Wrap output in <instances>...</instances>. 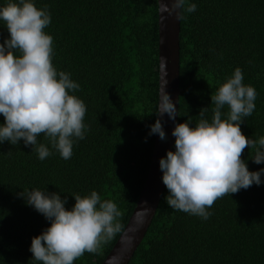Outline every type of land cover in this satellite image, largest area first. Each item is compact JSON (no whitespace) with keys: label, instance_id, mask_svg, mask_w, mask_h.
Instances as JSON below:
<instances>
[{"label":"trees","instance_id":"obj_1","mask_svg":"<svg viewBox=\"0 0 264 264\" xmlns=\"http://www.w3.org/2000/svg\"><path fill=\"white\" fill-rule=\"evenodd\" d=\"M8 2L0 0V7ZM32 2L38 9L46 5L51 14L44 31L53 37L52 63L80 85L69 94L85 103L88 130L83 140L75 141L68 160L44 134L38 143L52 151L44 160L23 140L0 144V264H40L29 251L32 238L51 225L18 195L24 190L59 193L61 199L67 197V210L75 204L74 195L96 191L102 200L117 204L125 229L147 179L156 136L149 133L159 104L158 0ZM188 3L197 10L181 19L178 124L191 118L190 127H195L205 107V118L211 120V95L239 67L243 83L258 94L241 131L259 139L264 136V0ZM9 36L0 20V44ZM253 155L254 150L245 148L241 157L248 170L264 169ZM261 181L215 201L207 220L169 207L165 188L129 264H264V175ZM121 234L101 254L85 252L74 264H102Z\"/></svg>","mask_w":264,"mask_h":264},{"label":"clouds","instance_id":"obj_2","mask_svg":"<svg viewBox=\"0 0 264 264\" xmlns=\"http://www.w3.org/2000/svg\"><path fill=\"white\" fill-rule=\"evenodd\" d=\"M159 10L162 18L163 14H175L180 20L185 13L195 12L197 5L170 0L169 6L160 0ZM0 20L10 34L0 44V114L4 117L0 144L7 141L17 145L23 140L25 147L31 146L44 160L52 155L47 145L38 143L44 134L51 148L68 160L75 141L83 140L88 130L84 123L87 108L80 98L69 94L78 91L80 85L70 73L58 72L53 66V37L44 31L51 24V14L46 5L38 9L32 0H9L0 7ZM243 80V71L237 67L218 86L210 97L214 105L211 120L205 118L209 110L205 107L200 109L195 127H190L191 118L175 126V152L168 151L159 161L162 182L168 190L165 200L172 209L207 220L212 215L207 209L215 201L261 184L264 169L250 172L241 159L249 148L254 150L253 162L264 163V136L250 139L241 131L244 118L255 110L258 95ZM156 114L161 118L167 114L173 121L178 115L176 105L163 90ZM152 134L166 139L161 119L151 126ZM18 195L51 225L32 238L29 251L32 260L40 264H74L85 252L99 255L104 245L124 231L119 219L123 213L117 204L102 200L96 191L84 197L74 195L71 210L65 207L67 197L61 199L56 192L37 188Z\"/></svg>","mask_w":264,"mask_h":264},{"label":"water","instance_id":"obj_3","mask_svg":"<svg viewBox=\"0 0 264 264\" xmlns=\"http://www.w3.org/2000/svg\"><path fill=\"white\" fill-rule=\"evenodd\" d=\"M162 2L169 3L170 6V0H162ZM158 4L160 8V0H158ZM163 15L165 18H162L159 10V101L163 90L176 105L178 115L175 121L169 119L167 114L162 118H157L161 119L166 139L162 141L156 134L147 179L139 200L123 233L102 264L130 263L153 222L166 188L162 182L163 172L160 169L159 161L161 158H166L168 151L174 152L175 146V137L172 132L178 124L181 94V19L177 20L175 14L172 16ZM164 63L165 67H162Z\"/></svg>","mask_w":264,"mask_h":264}]
</instances>
